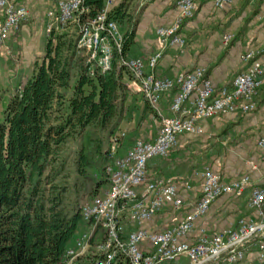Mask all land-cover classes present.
I'll return each instance as SVG.
<instances>
[{
	"label": "built area",
	"instance_id": "obj_1",
	"mask_svg": "<svg viewBox=\"0 0 264 264\" xmlns=\"http://www.w3.org/2000/svg\"><path fill=\"white\" fill-rule=\"evenodd\" d=\"M112 1L108 0L102 13L82 24L78 32L79 46L89 52V61L104 73L112 69L114 46L121 49L124 35L119 24L108 19ZM199 1H178L175 21L157 29L162 47L185 46L181 28L193 17ZM82 2L61 0L56 10L49 11L52 22L48 32L76 21V15L84 11ZM212 2L216 8H222L232 0ZM260 17H264V7ZM29 18L27 6L17 5L15 0H0V45ZM232 37L226 34L223 40L228 43ZM256 53L249 50L243 56L248 66L237 74L231 88L219 90L202 67L181 72L174 78H159L146 74L143 58H122L120 67L138 83L146 100L161 117V124L154 140L138 138L124 154L118 153V138L112 140L113 146L109 149L112 161L106 168L110 187L81 204L85 227L78 233L74 245L68 248L64 264H164L183 257L188 258L189 264H264V184L253 188L248 202L250 209L259 211V220L244 219L237 228L228 226L214 233L201 227L193 235L198 220L209 213L213 202L223 194L240 196L251 183L249 175L224 181L214 165L205 167L196 173L200 180V197L193 209L162 230L149 226L166 208L179 211L184 205V193L193 189L189 180L151 177L149 161L168 157L181 135H201L202 120L257 109L256 96L264 70ZM161 57L162 51L157 52L149 58L148 65L155 68ZM174 89L177 91L170 113L163 115L162 98ZM258 148L264 159V135L258 141ZM253 248L255 262H248L247 252Z\"/></svg>",
	"mask_w": 264,
	"mask_h": 264
},
{
	"label": "trees",
	"instance_id": "obj_2",
	"mask_svg": "<svg viewBox=\"0 0 264 264\" xmlns=\"http://www.w3.org/2000/svg\"><path fill=\"white\" fill-rule=\"evenodd\" d=\"M107 3L83 0L76 21L49 33L45 56L0 116V264H64L84 229L81 205L67 204L69 187L58 180L64 169L59 155L70 138L82 139L76 185L89 187L88 199L110 187L104 136L110 143L126 116L125 78L132 76L120 66L129 59L137 20L127 0L109 10L108 19L127 29L121 49L114 46L112 69L102 72L79 46L78 32ZM5 93L0 90V104ZM147 110L159 116L148 101Z\"/></svg>",
	"mask_w": 264,
	"mask_h": 264
},
{
	"label": "crops",
	"instance_id": "obj_3",
	"mask_svg": "<svg viewBox=\"0 0 264 264\" xmlns=\"http://www.w3.org/2000/svg\"><path fill=\"white\" fill-rule=\"evenodd\" d=\"M60 1L15 0L17 5L27 6L30 18L3 43L10 41L8 46L1 44L0 49L4 52H10L12 47L22 50L17 57H26L30 63L28 67L33 71L34 63L41 61L46 53L50 36L48 27L52 22L49 11L56 10ZM122 1L113 0L110 9ZM127 1L129 12H134L137 24L126 57L143 58L146 62V74L174 78L181 72L202 67L217 90L231 88L237 74L248 66L243 56L249 50L257 52V59L264 70V17H260L264 0H232L222 8H216L212 0H200L193 17L182 25L181 34L186 40L183 48L171 45L162 47L157 34L158 28L170 26L177 18L179 0ZM120 28L125 33L127 26ZM226 34L233 36L228 43L223 40ZM159 51H162V57L156 67L151 68L148 60ZM260 78L262 85L256 96L255 111L221 114L202 120L200 123L204 131L201 135L183 134L168 157H156L149 161L148 172L151 177L181 178L189 180L193 186V189L184 193V205L179 211L166 208L149 223L150 227L162 230L175 224L193 209L200 197V180L196 173L211 165L216 167L224 181L249 175L251 183L240 196L223 194L217 198L209 213L198 220L193 235L201 227L206 228L208 233H214L228 226L237 228L244 219H260L259 211L248 207L253 188L264 184V159L258 148V141L264 135V71ZM125 82L127 115L120 129L124 133L127 131L126 135L134 134L136 137L127 148L129 149L138 138L154 140L161 118H156L147 110V100L138 83L127 77ZM5 91V95L10 97L16 89ZM176 91L174 89L163 96L160 104L163 115L170 113ZM187 106H191V103H187ZM156 119L159 121H156L154 128L146 131L145 126L153 124ZM246 259L248 262H255L254 248L248 250ZM178 263L189 264V260L183 257L170 264Z\"/></svg>",
	"mask_w": 264,
	"mask_h": 264
},
{
	"label": "rangeland",
	"instance_id": "obj_4",
	"mask_svg": "<svg viewBox=\"0 0 264 264\" xmlns=\"http://www.w3.org/2000/svg\"><path fill=\"white\" fill-rule=\"evenodd\" d=\"M68 26L71 28V33H72L73 32L72 24ZM9 42L10 41H8L6 44H3V45H7ZM10 50H11L10 52H4L3 50L0 49V88L2 89L4 88L5 90L6 89H9V90L16 89L17 90L18 88L20 89V87H22L23 84H25L28 77L31 75L32 71L30 70V67H28L30 63H28V61L26 60L27 59L26 57H23V55L20 58L17 57V54H19V52H21L22 50L18 48L14 49V47L10 48ZM8 101H9V96L5 95L0 104V112H1L0 116L1 117H2L3 110L6 108L8 104ZM126 115H127V112H126ZM155 117L158 118L160 116L155 115ZM156 121L158 122L159 119L154 120L153 124L146 125L145 126L146 131L153 129L156 124ZM135 124L133 123L134 126H136ZM125 133L119 127V129L116 131V134L113 137V139L115 137L118 138V143H119L118 153L119 154H121L124 150H126L130 146L134 138H136L134 134L126 135ZM104 139H105V148L109 150L113 146V143L112 141H110L109 143V139H107L106 136H104ZM81 141H82L81 135H76L75 137L70 138L67 141V143L64 145V147L62 148L60 155H59V163L64 162V169L61 174V177H59L58 180L61 182L62 181L66 182V184L69 187L68 193H67V201H66L67 204L78 203L81 205L82 203L87 201V199L89 198V195L87 194L89 192V187L88 188L81 187L80 182L78 185H76V183L78 182V179H77L78 177L76 173V163L75 162H76L77 151L81 146ZM110 159L112 161V158ZM199 161L200 159L197 161L196 163L197 165ZM104 191L105 190H103L101 194H103ZM164 264H170V262L164 263ZM207 264H216V263L210 262Z\"/></svg>",
	"mask_w": 264,
	"mask_h": 264
}]
</instances>
